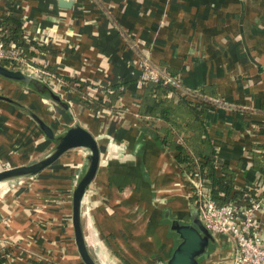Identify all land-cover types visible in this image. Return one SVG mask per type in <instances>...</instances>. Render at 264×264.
I'll return each mask as SVG.
<instances>
[{
    "label": "crops",
    "instance_id": "1",
    "mask_svg": "<svg viewBox=\"0 0 264 264\" xmlns=\"http://www.w3.org/2000/svg\"><path fill=\"white\" fill-rule=\"evenodd\" d=\"M7 10L23 23L27 40L53 49L35 53L38 67L90 82L96 87L82 90L94 98L126 82L117 110L88 105L80 92L50 83L72 117L48 110L35 93L21 100L0 91L55 133L77 123L96 138L100 163L82 217L96 261L102 255L110 264H163L175 245L164 209L188 220L197 208L183 166L155 135L162 123L148 124L138 114L144 87L138 81L146 64L164 72L170 67L179 93L210 100L205 138L216 160L233 172V191L252 185L264 191V173L254 165L260 166L264 150V0H73L70 8L57 0H0V12ZM0 86L19 93L16 83L0 78ZM50 147L22 112L0 101V167L31 162ZM69 153L6 193L7 183H0V264H82L69 217L74 179L86 156L79 151L70 159ZM257 221L264 239V210ZM213 237L201 264H233V240Z\"/></svg>",
    "mask_w": 264,
    "mask_h": 264
},
{
    "label": "trees",
    "instance_id": "2",
    "mask_svg": "<svg viewBox=\"0 0 264 264\" xmlns=\"http://www.w3.org/2000/svg\"><path fill=\"white\" fill-rule=\"evenodd\" d=\"M0 39L5 44L14 43L32 63H34L36 52L53 51L48 44L38 45L36 41L27 40L23 31V23L10 10L0 12ZM0 64L10 66L5 61ZM164 68L166 74L175 79L176 72L170 67ZM45 69L50 71L47 66ZM54 76L63 82L62 89L76 90L85 96L83 98L85 103L88 105L95 103L103 109L117 110L114 107L115 100L121 95L122 89L126 85L124 81L110 85L112 93L101 89L105 92V97L94 98L82 90L84 86L96 87L90 82L72 80L55 74ZM33 88L36 90L35 87ZM26 92L34 93L36 91L29 88ZM169 94H176L178 100L174 101V98ZM192 95L194 96L179 93L173 82L144 81L138 114L146 119L148 124L153 125L155 121L162 123L156 127L155 135L160 138L168 150L174 153L177 162L183 166L185 175L191 178L198 177L202 181V186L207 189L211 199L217 205L242 199L248 202L256 194L264 196V191L258 193L255 185L239 192L233 191L231 187L233 172L216 160L214 151L211 150V146L205 138L203 118L204 107L208 104L200 98L206 99V97ZM260 132L264 134V128H261ZM259 156L262 159L260 166L256 165V161L254 165L259 172L264 173V150L259 152ZM191 200L195 202V196H192Z\"/></svg>",
    "mask_w": 264,
    "mask_h": 264
},
{
    "label": "water",
    "instance_id": "3",
    "mask_svg": "<svg viewBox=\"0 0 264 264\" xmlns=\"http://www.w3.org/2000/svg\"><path fill=\"white\" fill-rule=\"evenodd\" d=\"M59 7L70 8L73 0H57ZM0 78L19 84L25 90L32 88L39 95L48 110L59 108L66 110L71 117L69 104L62 99L45 81L36 78L27 71L13 69L0 64ZM35 87L36 90L33 88ZM0 101L22 112L37 127L42 137L51 142V149L35 160L17 165L7 164L0 167V183H10L17 179L18 184L32 178L55 164L69 152H83L86 156L84 170L76 177L71 192L69 223L73 243L82 264H100L90 253L83 232V200L97 173L100 163V148L96 138L84 127L73 123L55 133L54 128L41 119L31 109L21 105L6 95L0 94ZM190 218H179L164 209L163 219L168 222V231L174 236L175 245L163 259V264H201L208 255L215 240L203 225L198 209L193 206Z\"/></svg>",
    "mask_w": 264,
    "mask_h": 264
},
{
    "label": "built area",
    "instance_id": "4",
    "mask_svg": "<svg viewBox=\"0 0 264 264\" xmlns=\"http://www.w3.org/2000/svg\"><path fill=\"white\" fill-rule=\"evenodd\" d=\"M2 61L8 62L15 69L29 72L48 85L53 82L60 86L64 85L53 73L46 72L47 70L28 60L14 43L5 44L0 39V63ZM147 80L174 83L163 70L148 64L143 67L138 83L143 84ZM106 91L113 92L110 87ZM200 99L209 105L210 100ZM185 176L191 184L188 196H195L194 203L203 225L212 235H227L233 240L235 245L233 264H264V239L260 223L257 221V213L264 210V196L256 194L248 202L242 199L217 205L198 177ZM257 192H261L259 187Z\"/></svg>",
    "mask_w": 264,
    "mask_h": 264
},
{
    "label": "rangeland",
    "instance_id": "5",
    "mask_svg": "<svg viewBox=\"0 0 264 264\" xmlns=\"http://www.w3.org/2000/svg\"><path fill=\"white\" fill-rule=\"evenodd\" d=\"M7 67H10V68H13L12 66H7ZM13 69H15V68H13ZM45 69V68H44ZM46 70V69H45ZM46 72H48V70L46 71ZM18 86H20L19 84H17ZM22 86H20V88H21ZM16 88V87H15ZM20 88H16L17 89V91H19V93H16V92H14L13 94H12V92H8V91H5L4 89H3V87L2 86H0V91L1 92H6V94H11L12 96H14V97H20V99L21 100H24V98L25 97H27L28 99H31V98H35V97H33V96H31V95H28V93L26 92V90L25 89H23V90H21ZM24 95V96H23ZM48 106L46 105V108H47ZM58 127V125L57 126H55V128H57ZM47 149V148H46ZM46 149H44V150H41L40 151V155H38L39 157L40 156H43V152L46 150ZM51 149V147L50 148H48L47 150H46V152H48L49 150ZM82 154L80 153V154H78V152H70L69 153V157H70V159H76V157H80ZM33 160H35V159H33ZM6 165V164H5ZM83 167H84V165H83ZM83 167H81V171H82V169H83ZM44 175V174H43ZM74 180H76V177H75V179ZM23 182H21L20 184H22ZM17 184H18V180L17 179H15V180H13V181H11L10 183H7V184H5L6 186H4L2 189H3V193H6L7 191H9L10 189H12L14 186H17ZM58 201V204H60V201L59 200H57ZM57 204V205H58ZM86 212V211H85ZM91 214V210L88 208L87 209V214Z\"/></svg>",
    "mask_w": 264,
    "mask_h": 264
},
{
    "label": "bare ground",
    "instance_id": "6",
    "mask_svg": "<svg viewBox=\"0 0 264 264\" xmlns=\"http://www.w3.org/2000/svg\"><path fill=\"white\" fill-rule=\"evenodd\" d=\"M85 155L87 156V153H85ZM85 165H86V161H85V164H84L83 169L85 168ZM83 169H82V170H83ZM81 172H82V171H80V173H81ZM80 173H79V174H80ZM5 186H6V185H5ZM101 258H102V259H101L102 261L100 262L101 264H110V263H111L110 261H108L107 259H105L102 255H101Z\"/></svg>",
    "mask_w": 264,
    "mask_h": 264
}]
</instances>
